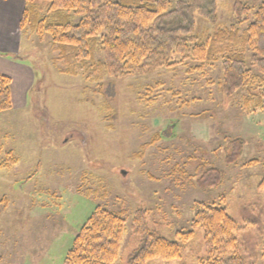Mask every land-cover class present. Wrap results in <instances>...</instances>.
Here are the masks:
<instances>
[{"label": "rangeland", "instance_id": "rangeland-1", "mask_svg": "<svg viewBox=\"0 0 264 264\" xmlns=\"http://www.w3.org/2000/svg\"><path fill=\"white\" fill-rule=\"evenodd\" d=\"M234 1H217L215 23L197 14L191 37L231 28ZM243 2L255 11L264 0ZM252 17L254 12L246 19ZM25 31L37 79L26 107L15 101L13 110L0 112V264H64L97 206L127 218L115 264H127L140 243L132 230L139 208L149 226L170 240L180 242L178 232L193 230L181 259L147 264H199L206 250L203 229L192 226L197 202L225 207L241 225L245 264H264V98L247 106L248 91L226 96L222 61L201 66L183 46L172 54L171 67L142 75L87 81L85 74H61L64 64L54 63L58 51L51 37ZM155 134L161 139L142 147ZM226 139L244 141L237 166L225 162ZM252 159L259 163L243 166ZM207 165L224 172L221 186L193 184Z\"/></svg>", "mask_w": 264, "mask_h": 264}, {"label": "trees", "instance_id": "trees-1", "mask_svg": "<svg viewBox=\"0 0 264 264\" xmlns=\"http://www.w3.org/2000/svg\"><path fill=\"white\" fill-rule=\"evenodd\" d=\"M217 1L26 0L21 28L51 37L58 51L54 63L64 64L59 70L61 74H85L87 81L100 79L103 74L116 79L142 75L152 67H171L172 54L183 46L185 50H192L201 66L222 61L221 88L226 96L245 90L250 93L245 98L247 106L261 102L264 98V2L254 11L243 0H235L233 12L237 20L231 28L218 29L208 37H191L197 14L210 23L217 21ZM42 2L47 3L44 6ZM253 12L251 21L247 20ZM246 20L248 26L241 32ZM191 42L194 46L190 49ZM249 50H252L250 61L247 60ZM11 82L9 76L0 74V112L13 110ZM106 107L110 110V105ZM160 139L161 135L155 134L142 147ZM222 148L228 166L240 164L242 139H226ZM12 162L17 160L13 157ZM258 163V159H252L243 166ZM194 179L193 184L198 188H217L222 185L225 174L218 167L207 165ZM259 187L264 189V178ZM192 226L204 231L206 255L198 259L199 264H245L239 255L241 225L225 207L216 202H197ZM126 227L124 212L97 206L75 236L64 264H115ZM132 230L141 240L129 254L127 264L181 259L184 245L193 238V230L178 232L180 242L164 237L149 226L143 208L135 211Z\"/></svg>", "mask_w": 264, "mask_h": 264}, {"label": "crops", "instance_id": "crops-1", "mask_svg": "<svg viewBox=\"0 0 264 264\" xmlns=\"http://www.w3.org/2000/svg\"><path fill=\"white\" fill-rule=\"evenodd\" d=\"M26 0H0V74L9 76L13 109L26 107L27 96L34 79H37L31 65L29 52V36L21 28V19Z\"/></svg>", "mask_w": 264, "mask_h": 264}]
</instances>
